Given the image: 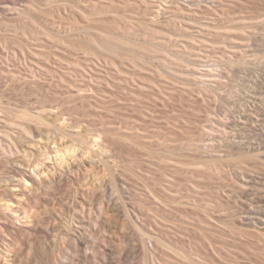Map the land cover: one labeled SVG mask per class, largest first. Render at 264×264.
<instances>
[{
    "label": "rangeland",
    "instance_id": "374dc122",
    "mask_svg": "<svg viewBox=\"0 0 264 264\" xmlns=\"http://www.w3.org/2000/svg\"><path fill=\"white\" fill-rule=\"evenodd\" d=\"M0 264H264V0H0Z\"/></svg>",
    "mask_w": 264,
    "mask_h": 264
},
{
    "label": "bare ground",
    "instance_id": "6f19581e",
    "mask_svg": "<svg viewBox=\"0 0 264 264\" xmlns=\"http://www.w3.org/2000/svg\"><path fill=\"white\" fill-rule=\"evenodd\" d=\"M18 1H21V0H18ZM23 1V0H22ZM16 2V1H15ZM18 3V2H17ZM16 4V3H15ZM31 7V6H30ZM34 136H36V134H34ZM13 147H10L11 148V153H13V151L16 149L17 151L19 150V146H18V144L17 143H15V142H13ZM69 149V151L71 150L70 148H68ZM68 149H67V152H69L68 151ZM70 152H72V151H70ZM58 154V153H57ZM71 154V153H70ZM69 154V155H70ZM63 159V158H62ZM63 162V161H62Z\"/></svg>",
    "mask_w": 264,
    "mask_h": 264
}]
</instances>
